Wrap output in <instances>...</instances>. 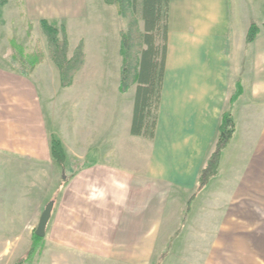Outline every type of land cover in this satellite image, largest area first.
Segmentation results:
<instances>
[{"label":"crops","instance_id":"obj_1","mask_svg":"<svg viewBox=\"0 0 264 264\" xmlns=\"http://www.w3.org/2000/svg\"><path fill=\"white\" fill-rule=\"evenodd\" d=\"M22 6L25 17L40 28L42 20L66 27L70 58L80 43L85 49L84 64L73 84L66 88L62 87L60 70L51 56L46 55L26 75L22 62L17 59L10 64L9 55H0V153L50 164L63 172L51 154L55 134L67 154L69 179L60 187L52 214L54 218L59 215L62 224L59 243H134L135 228L142 230L155 222L164 225L170 218L166 191L154 182L160 179L156 170L163 158L156 160L159 164L151 162L150 140L164 142L168 138L162 132L171 123L163 121L162 115L170 95L174 94L180 107H174L171 116L183 114L184 109L192 114L201 109L202 101L213 99L218 66L225 70L232 92L227 107L220 113L217 131L237 83L241 82L243 94L234 107L237 133L226 150L233 146L245 152L242 155L239 151L242 156L237 171L220 173L215 180L221 179L225 188L234 190L229 194L237 190L238 195H264V0H170L166 74L153 139L131 134L136 86L127 93L120 92L121 30L113 39L110 31L98 30L94 40L98 45L91 51L84 40L87 31L78 29V21L86 20L90 14V0H23ZM253 22L261 26V32L254 42L247 43ZM108 42H113L111 49ZM111 53L117 71L110 76L107 69ZM25 54L32 53L25 50ZM91 64L100 68L99 75H83L85 78L80 81V73ZM86 84L92 85L87 89L83 86ZM206 111L204 115L208 114ZM240 117L245 123L243 135L236 122ZM173 128L174 132L180 131L173 137H182V144L189 145L193 137L181 136L183 128L179 125ZM246 148L252 152V159L243 171L244 157L250 154ZM199 173L192 182L194 190ZM181 219L179 216L177 228ZM152 221L155 222L151 224ZM50 222L47 231L53 220ZM226 224L224 236L232 242L237 238L250 253H255V244H264V220ZM87 226L94 228L91 235L81 231ZM154 242L149 237L142 240L147 246ZM112 253L110 258H119ZM72 254L76 259L103 257L96 252Z\"/></svg>","mask_w":264,"mask_h":264},{"label":"rangeland","instance_id":"obj_2","mask_svg":"<svg viewBox=\"0 0 264 264\" xmlns=\"http://www.w3.org/2000/svg\"><path fill=\"white\" fill-rule=\"evenodd\" d=\"M2 1L4 0H0V3ZM102 1L90 0L91 11L88 18L78 21L79 31H87L84 40L91 51L97 48L98 44L94 40L98 37L95 34L98 30L110 31L113 39L114 35L117 36L120 30L127 27L131 19L130 14L120 17L116 14L115 6L104 4ZM22 2L23 0H7L5 5L0 4V55H9L10 64L16 63L20 57L15 53L12 40L22 45L29 53L43 52L44 56H51L47 36L42 27L36 26L25 17ZM140 26L143 28L142 20ZM108 43L111 49L113 42ZM110 57L112 58L107 74L111 76L117 70L113 53ZM91 65L80 73V81L84 76L99 75L100 68ZM214 75L213 86L215 84L217 90L213 99L202 101L201 109L192 114H188V109H184L183 114L171 116L170 111L178 104L174 94L170 95L169 105L162 115L163 121L171 123L167 125V131L162 132L168 134V138L164 142L150 140L151 162L163 158L156 170L160 172V179L154 182L165 187L166 191V211L170 218L164 225L152 221L150 223L155 222L156 225L142 230L135 228L134 243L100 242L73 246L59 243L62 224L60 216L54 218L53 215V222L50 220L52 226L47 231L39 252L32 262L22 264H264V244H255L256 251L253 254L239 244L237 238L232 242L223 234L227 222L236 226L237 223L243 225L244 221L248 223L254 219L264 220V195H238L237 190L234 194H229L234 190L225 188L221 179H213L198 195L181 233L171 241L178 229L176 224L179 216L183 217V209L194 192L192 182L214 149L220 113L227 107L232 92L224 69L215 67ZM91 85L83 86L88 89ZM203 111L208 114L204 115ZM241 117L236 122L240 127L239 133L243 135L245 123L241 121ZM176 125L183 128L181 136L193 137L189 145L182 144V137H173L180 135V131L174 132L173 127ZM184 128L190 131H185ZM239 151H242V155L245 152L243 148L233 146L226 150L220 173L237 171L238 159L242 156H239ZM249 151L246 148V152L250 153ZM251 155L252 152L244 157L246 162L242 164L243 171L249 166ZM157 161L156 164H159ZM52 167L50 164L0 153V264H17L26 256L33 243V234L42 212L51 200L58 199L60 187L69 174L64 170L67 176L64 179L63 172ZM160 206L162 208L163 204L160 203ZM87 227H83L81 231L84 229V234L91 235L90 232L94 228ZM147 237L156 242L148 246L143 244L142 240ZM260 245L261 247H258ZM76 251L101 253L103 257L76 259L72 254ZM111 252L117 253L119 258H110ZM163 253V259H159ZM124 255L130 257L121 258Z\"/></svg>","mask_w":264,"mask_h":264},{"label":"trees","instance_id":"obj_3","mask_svg":"<svg viewBox=\"0 0 264 264\" xmlns=\"http://www.w3.org/2000/svg\"><path fill=\"white\" fill-rule=\"evenodd\" d=\"M103 1L107 5L115 6L120 17L130 14L131 19L127 27L122 29L120 33V92L127 93L133 86H136L131 134L153 139L156 134L166 74L170 0ZM6 3L7 0H4L0 4L5 5ZM141 20L143 21V28L140 26ZM40 24L48 38L51 57L60 70L62 87H70L75 75L84 64V44L80 43L70 58L68 56L69 38L66 27L50 24L47 20H42ZM260 32L261 26L257 22H253L248 31L247 43L254 42ZM11 44L16 51L15 53L20 56L18 60L24 65L23 73L26 75L30 74L45 57L43 52L25 54L22 45L15 40H12ZM242 94V83L238 82L237 89L231 96L229 107L222 114L214 149L199 173L195 190L183 209L181 224L171 241L181 233L187 215L191 212L192 204L198 195L209 186L213 179L220 175V166L225 150L237 133L234 107ZM51 154L61 168L66 170L67 154L62 140L55 134L52 135ZM43 240L44 238L37 236L34 231L33 243L28 253L17 264L32 262L42 247ZM164 254H161L159 259H163Z\"/></svg>","mask_w":264,"mask_h":264},{"label":"water","instance_id":"obj_4","mask_svg":"<svg viewBox=\"0 0 264 264\" xmlns=\"http://www.w3.org/2000/svg\"><path fill=\"white\" fill-rule=\"evenodd\" d=\"M66 172L63 171V178L65 179ZM55 207V200H51L45 207L41 214L38 226L36 227L35 234L39 237L45 238L47 234L48 224L52 218V214Z\"/></svg>","mask_w":264,"mask_h":264}]
</instances>
